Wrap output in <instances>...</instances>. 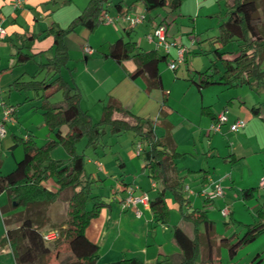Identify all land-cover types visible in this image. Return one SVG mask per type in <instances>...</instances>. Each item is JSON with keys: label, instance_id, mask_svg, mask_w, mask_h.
Masks as SVG:
<instances>
[{"label": "crops", "instance_id": "1", "mask_svg": "<svg viewBox=\"0 0 264 264\" xmlns=\"http://www.w3.org/2000/svg\"><path fill=\"white\" fill-rule=\"evenodd\" d=\"M12 1L9 6L11 13L23 21H27L30 14L25 6L31 0H25L18 8L12 7ZM114 1L109 0L105 3L106 10L104 12L112 18L110 23H100L92 32L85 31V27L83 26H77L73 31L67 32L64 35L63 43L67 49L69 60L65 68L59 71L60 77L77 87L80 93L79 105L86 111L89 105L94 102L101 104L102 109V106L109 99L115 100L127 112L136 116L141 115V117H147V113H149L147 112V107L156 108L155 114L158 115L155 118L159 133L157 134L153 125H151L153 133L155 136H163L167 133L173 149L179 153L167 169L166 176L169 181L180 177L183 196L189 200V205L181 207V212L188 213L193 208L204 211L207 218L213 223L211 249L202 248L196 263L252 264L255 257H257L256 259H264L263 248H256V252L250 257L251 253H246V257H242L238 254V251L229 256L227 250L224 248H227V244L231 242L232 238H236L242 234L246 225L255 221L253 215L255 210L257 211V220L264 223V188L259 186L260 179L264 178V116L261 115V104L256 106V111L250 110L251 107H255L254 104L248 106L249 103H253V99L250 98V91L253 88L252 83L250 82V86L247 85L248 88L246 87L245 89H242L243 85L228 87L219 83L198 89L195 83L198 75L194 73L197 70L187 66V53L191 51L194 44H197L199 49H201L200 47L203 43L200 44L201 38L196 33L195 35L190 34L188 35L190 39L189 47L188 45L185 47L183 61L176 65L175 69H169L168 66L165 67L167 71L172 72V74H167L172 82L175 83V80L179 78L190 81V83H187L186 91L188 92L190 88H193L195 90L193 93H198L200 96L199 108L206 109L204 110V115H201L200 112L197 115H193V112L197 108H193L190 115L186 114L187 109L185 106L183 107V104L181 105L182 110L178 108V104L182 101L183 97H179L177 100V95L172 94L169 87H164L162 74L160 75L159 71V86L152 89L144 88L142 82L146 84L145 76L140 75L134 78L129 76L135 70V63L132 59L116 61L101 55L103 52H106L108 45L116 38L121 37L123 39L121 29H125V32L132 30V26L125 25L126 22L122 18L123 15H119V13L126 9V4H124L125 6L121 5V8L117 9L112 5ZM208 2L209 0H180L177 14H180V12L184 14L194 13L196 16L193 20L196 21L202 17V7ZM187 3L188 5H186ZM111 6L114 8L113 12L110 13L107 8ZM205 6L206 10H208V5ZM135 10L137 9L133 7L132 11ZM127 11L130 12L129 8ZM172 14L169 12L157 23L147 21V25L149 29H153L158 23L164 25L167 31V38L182 43L183 38L180 34L178 35L173 32V27L176 24L174 21L176 19L172 17ZM199 14L201 16H198ZM75 16L76 14L68 16L67 20L59 21L53 16L44 15L40 21L45 26L40 27L37 25V19L31 14L32 21H35V23H30L25 29L17 28L14 24L9 25V36L5 33L2 39H9V69L28 63L36 58L40 66L38 71L43 70V72L41 71L42 74H40L37 72L31 73L23 69L15 79L23 80L27 77L28 80H41L50 77V70L41 66L46 63V59L52 52V36L51 34H45V31L49 26L63 29L69 23L66 21H71ZM12 22H14V17L12 18ZM259 28L264 33V21L262 19L259 21ZM177 31L180 32V30ZM193 32H196V30L194 31L193 29ZM69 40H73L72 57L67 46L69 45V50L71 51L70 43L66 44ZM149 43L154 44L153 42ZM86 45L92 50L89 54L83 51ZM12 48L14 52H11ZM151 49L157 50L156 48H148L146 50ZM42 51H45L46 54H43ZM201 51L204 52V50ZM18 52L27 55V60L23 62L17 61ZM94 52H98L99 58L93 56ZM158 54L165 55L169 62L172 56H174V49L172 54L169 52L166 55L163 51ZM35 55L36 57H34ZM18 57L21 58V56ZM225 57L229 56L225 55ZM158 65L157 70L159 69ZM102 68H108L109 72H112L114 75V82L110 86L112 89L108 90L107 93L101 94V96H89V99L85 98L86 100H90L88 103V101L84 100L83 92L94 91L93 89L98 84L97 75L100 74L102 79L109 78L110 74L106 73L107 71L102 72ZM4 70H6L5 67L1 68L0 73ZM160 71L162 73L164 69ZM139 77L142 81L138 79ZM209 86H214L212 87L213 91H211L214 94V99L210 98V100L204 103L202 99L203 91L207 87L209 88ZM10 90L11 88H9ZM17 93L20 94L21 92ZM22 93L26 94V98H29L27 95L29 92ZM43 93L44 95H48L50 100L57 91H55L54 86H51ZM159 94L162 98L160 101L158 100ZM208 94L210 95L209 92ZM103 100H105L104 103ZM34 102L37 103L38 101L35 100ZM35 105L33 107L31 104V110H35ZM3 106L5 105L0 103V111ZM9 106L12 107V104L9 103ZM221 111L225 112L226 121L221 125L219 132L209 131V125ZM18 112H20V108L18 110L16 107L15 109L12 108L11 115H13L14 119L12 120L11 117L8 121L11 143L8 144V138L5 134L0 138V152L3 151L4 142L8 144L6 147L9 150V155L6 154L5 158H9L8 164L10 166L9 169L4 170L3 162L0 160V174L10 171L15 162L23 154L13 132L15 129H19L21 125L16 118ZM170 114H174L180 119L178 125L183 131L175 129V125L172 124V119L169 117ZM114 117L120 118L118 117V113H114ZM235 119H243L244 125L242 128L232 131L229 125ZM34 142L36 145H40L43 141L38 140ZM56 148L50 151V157L52 156V152L57 151L58 154L53 159L65 158L66 154L63 150L60 147ZM136 158L137 155L136 157H131V160H133L132 164L135 167L134 173L138 174L135 179L138 178L140 179L138 183L142 181L143 183L134 184L131 182L132 180H125L123 177L114 180V188L110 186L106 195L101 196L104 204L99 209L98 214L89 220L84 230L85 237L98 247L97 264H107L122 258H135L142 264H171L170 258L176 257L179 253V249L172 238L171 231L173 226L177 225L188 236L192 235L190 222L183 220L180 215L179 205L174 197H172L173 194L168 190H165L163 193L167 208L166 222L156 219L149 208L142 209L141 216L135 217L131 208L122 209L120 207L119 201L125 195L127 186L136 187L137 190L145 191L146 193V190L151 188L152 191L150 193H154V195L151 197L147 193L149 199L153 198L161 189V184L159 185L157 181L155 182L148 175V178H141V176H146L147 170L144 168V161L139 162ZM94 163L96 169L102 173L100 174L103 180L102 184L108 179L109 181L112 180L110 177L115 176L117 173V169L114 167H111L108 172L104 168H98V162ZM120 165H124V163L119 162ZM96 178L101 179L99 175H96ZM41 184L50 191H55L57 188L51 179L42 180ZM217 187L220 189L219 195L216 193ZM5 199L8 202L5 192H0V264H15L11 251L3 241L5 230L3 217L15 213L9 212L6 215H4V212L2 213V208L7 205V202L4 203ZM53 204H57L58 208L56 207L54 211H50L49 208L52 204L49 206L47 214L50 222L59 221L65 209L63 201H56ZM16 225L17 222H14L10 226L14 227ZM198 233L201 243H205L201 226H198ZM228 233L230 234L228 235ZM263 236L264 231L246 244H250ZM52 258L55 260L53 254ZM239 258L240 260L238 261ZM53 264L57 263L54 262Z\"/></svg>", "mask_w": 264, "mask_h": 264}, {"label": "trees", "instance_id": "2", "mask_svg": "<svg viewBox=\"0 0 264 264\" xmlns=\"http://www.w3.org/2000/svg\"><path fill=\"white\" fill-rule=\"evenodd\" d=\"M108 1L88 0L83 10L65 29L47 27L45 34L52 36V52L41 66L50 70L49 78L15 79L9 85V88L17 92H29L32 96L30 99L38 101L35 109L39 110L43 124L53 134L52 138L44 140L40 145L29 138L22 141V157L10 171L0 174V192L4 191L8 197L2 213L13 206L21 207L20 211L3 217V241L11 251L15 264H47L51 253L57 264H97L98 247L85 237L84 230L104 203L101 196H90L93 179L85 173L82 154L75 152L74 143L83 134L87 136L89 144L94 143L102 124H108L114 132L130 129L146 143L147 147L142 150L144 168L151 179H158L161 184L160 191L149 199V210L154 217L166 222L167 208L163 193L168 190L177 201L183 220L191 224V236L181 227L173 226L172 238L179 253L170 258L171 264H199L196 261L201 249H211L212 221L204 211L198 209L193 208L188 213L181 212V207L188 206L189 200L183 196L180 177L169 181L166 176L167 169L179 154L173 149L168 134L155 136L146 119L127 112L113 99L102 106L99 120L93 123L87 111L79 105L80 94L77 87L59 75V71L65 68L69 60L63 43L64 35L77 26H83L92 32L101 23V16L106 10L105 3ZM132 1H139L145 12L164 6L168 7L169 12H173L180 5V0H130L127 8L119 13L120 16L132 7ZM121 3L122 0L114 1L113 6L120 9ZM225 6L224 18L218 22L217 34L214 36V42L218 45L211 49L216 60L221 61L222 67L218 68L213 60L205 70L194 71L198 75L195 82L198 89L214 83L228 87L250 86V79L259 83L264 77V70L259 67L264 56V33L259 28L260 19L264 21V0H225ZM230 40L237 41L234 51L219 50L221 45ZM101 55L116 61L132 59L135 70L129 76H145L147 88L159 86L157 65L165 59V55H160L153 49L142 50L134 42L124 41L121 37L110 43L106 52ZM27 58V55L17 53V61L23 62ZM51 86L61 94L57 101L49 100V96L43 93ZM250 110L256 111L257 107H251ZM114 113H121L133 119V122L116 118ZM62 127L65 128L64 131ZM56 147L63 150L65 158L50 157V151ZM47 178L56 184L55 191H50L41 184ZM89 200L91 205L87 208ZM11 201L15 205H11ZM56 201L64 202V214L59 221L50 222L47 211ZM14 222L17 225L10 226ZM198 226L202 227L205 239L203 244L198 238ZM50 230L56 231L58 235L51 241H45L42 235ZM262 231L264 223L257 219L246 225L236 241L227 244L228 255L232 256L239 246L251 241ZM61 244L66 248L60 249ZM256 258L252 264H264V259ZM107 264L142 263L135 258H122Z\"/></svg>", "mask_w": 264, "mask_h": 264}, {"label": "rangeland", "instance_id": "3", "mask_svg": "<svg viewBox=\"0 0 264 264\" xmlns=\"http://www.w3.org/2000/svg\"><path fill=\"white\" fill-rule=\"evenodd\" d=\"M115 1H119V0H115ZM128 1L130 2V0H122L121 4L125 6L124 4L127 5L129 3ZM10 2L11 0H0V19L3 20V22L1 20V24H2V27L5 33H7L8 36H9V25L14 24L15 26H17V28L25 29L26 27L29 26L30 23L32 22L35 23V21H32L31 14L35 17V19H37V25L40 27H44L45 25L42 24L40 21L44 15L53 16L54 18H57L59 21L65 20V19L67 20V18H69L68 16H73L75 14L77 15V13L79 14L83 10V8L86 6L88 0H31L25 6L26 9H28L29 14H30L28 16L27 21H23L21 18L16 17L15 15L11 13L9 9ZM131 4H132V7H130L129 11L132 14L133 12H137V11L144 13L145 20L141 23H137L134 26H132V30L130 32H125L126 31L125 29H121L123 40L134 42L135 45L142 50H146L148 48L155 49V45L149 43L145 38V35L148 33V31L152 32V29H149L147 23L149 21H153L157 23L164 15L169 13L168 7L164 6L161 8H155L149 12H145V10L143 9L139 1H132ZM186 5H188V3ZM205 5H208V10H206L207 8H205L206 7ZM205 5L202 7L203 15L200 13L202 17L197 19L196 21L193 20L196 16V14L194 13L184 14L180 12V14H177L178 12L177 9L171 12L173 13L172 17L176 19L174 21L176 24L173 27V32L177 33L178 35L180 34V36L184 39V40L182 39V43H179L180 41L177 42L173 40L177 45L182 44V46L184 47H186L187 45L189 47L190 39L188 35L190 34L195 35L196 33V35L199 38H201V40L199 41L200 44L203 43L202 46L200 47L201 49H199L197 44H194L191 51L187 53V66L197 71L205 70L210 65V62L213 60H215V64L218 68L222 67L221 61L216 60L213 52H211L210 49L212 48L213 45L214 46L218 45L216 42H214V36L217 34L218 22L222 18H224V13H225V8H226L225 0H209V2ZM133 7L136 8L137 10L132 11ZM113 8L114 7L111 6L107 8V10L111 13L113 12ZM200 14L198 16H201ZM13 17H14V22H12ZM147 19H149V21ZM66 22H70V21H66ZM195 24H196V27H195ZM125 25H127V23H125ZM67 26L65 28H67ZM193 29L194 31L196 30V32H193ZM177 30H180V32ZM85 31L87 30L85 29ZM128 34H129V38H128ZM69 43H70L71 51L69 50V45H67L68 51L70 52L71 57H72L73 40H69L66 42V44H69ZM236 48H237V41L230 40L226 42L225 44L221 45L219 50L234 51ZM201 50H204V52ZM11 52H14L13 48L11 49ZM156 52L157 53L162 52V49L158 48ZM169 52L170 54H172L173 49L171 48ZM42 53L46 54L45 51H42ZM93 56L99 58L98 52H94ZM34 57H36V55ZM9 62H10L9 61V39L1 40L0 41V70L3 67H5L6 70L0 73V103H3L7 107H9V103H11L13 109H15V107L17 110L20 108V112L17 113L16 118L18 119V122L21 123V125L19 126V129H15L13 132L16 136V142L19 148L22 149V141L26 140V138H29L30 140H33V141H38V140L44 141L48 138H52L53 134L49 132L48 128L43 124L42 116L39 110H36V109L31 110V107H30L31 104L34 107V105L38 104V102L36 103L34 102L35 101L34 99H30L32 98L30 93H27L29 98H26L25 97L26 94H23L22 92L19 94L17 93V91L12 90V89L9 91V87H10L9 82L15 79L18 76V74L21 72V70L26 69L28 72H31V73L37 72V73L42 74L43 70L38 71L40 67L38 65V59L35 58V60H32L20 66L11 67L10 69H9ZM167 62H168L167 57L164 60L160 61L158 63L159 64L158 71L160 75L162 74L161 77L163 80L164 87L165 88L169 87L171 89V93L174 95H177V100L179 97L181 98L183 97L182 101L178 104V108L182 110L181 105L183 104V107L185 106V108L187 109L186 114L190 115L191 114L190 112L193 111V108L194 109L197 108V110L193 112V115H197L199 112L201 115H204V110L206 109L199 108V102H200L199 94L193 93V91H195L193 88H190L188 92L186 91L187 83H190V81L188 79L184 80V79L179 78L175 80V83H174L172 82L171 78L167 76V74L168 75L170 73L172 74V72L167 71L165 69V67L167 66ZM259 67L261 70H264V56L260 60ZM180 68L181 70H183L182 67ZM161 69H164V72L161 73L160 71ZM103 71L105 72L107 71L106 73L110 74L109 78L102 79L101 78L102 76L98 74L97 75L98 84L93 89L94 91H91V92L84 91L83 92L84 100L88 101V103L90 100H86L85 98L89 99L90 97L101 96V94L105 92L107 93L108 90L112 89L110 88V86L114 82V75L112 72H109L108 68H102V72ZM138 79L141 80L140 77ZM23 80H28V79L27 77H25V79ZM250 82L253 85V88L250 91V95H251L250 98L253 99V103H249L248 106H250V104H254V106H258L261 104L260 105L261 112H262L261 115L264 116V77H263V80L260 81L259 83H255L254 80H251ZM142 83H143L142 86L144 85L143 87L146 88L147 85L144 84V82ZM212 87L214 86H209V88L207 87L206 90L203 91L202 99L204 103L210 100V98L214 99V94L213 92H211L213 91ZM242 87H243L242 89H245L246 87L248 88L247 85H243ZM149 88L152 89L154 87H149ZM9 92H11L10 97H9ZM165 92L167 91L165 90ZM208 92L210 93V95L208 94ZM60 98H61V94L57 92L53 94L50 100L54 101ZM222 98H223V95H222ZM161 99H162L161 95L159 94L158 100L160 101ZM104 102L105 100H103V103ZM96 103L95 102L91 103V105H89V108L87 110V114L90 116V119L93 123L97 122L101 115V104H98V103L96 104ZM155 110L156 108L152 109L151 106L149 108L147 107V112H149L147 113L148 114L147 117H143V116L141 117V115L139 116L143 120L147 119L148 123L153 125L156 133L158 134L159 128L156 125V118H155V116H157L158 114L157 115L155 114ZM11 117L13 120L14 119L13 115L10 114V119ZM118 117L124 118L128 123L133 122V119L126 117L125 115L121 113H118ZM169 117L172 119V122H173L172 124L175 125V129L183 131V129H181V127H179L178 125L180 119L177 118L174 114H170ZM0 118H1V112H0ZM62 130L64 131L65 128L62 127ZM4 131H5L4 134L8 138V144H10L11 137L9 133L8 122H6L4 125ZM137 143H140L141 149L136 159L139 162L140 161L143 162L142 150L147 147L146 143L143 140H141L140 137L137 134L133 133V131L130 129L114 132L111 130L108 124H102L99 126V134L97 136V140L94 143L89 144L87 142V136L84 134L78 140L75 141L74 149L77 154H82L84 171L85 173H87V175L89 174L90 177L92 176L91 178L93 179L91 190H90L91 192L90 196H94V195L105 196L110 186L114 188V182H115L114 180H117L118 178H121V177H123L125 180H128V181L132 180L131 182H133L134 184L143 183V181L138 183L140 179L138 178L135 179L138 174L134 173L135 167L132 164L133 160H131V157H136L135 147ZM8 144L4 142L3 151L0 152V160L3 162L4 170H7L10 168L8 164L9 158H5L6 154L9 155L8 153L9 150L6 147V145ZM57 154L58 152L54 151L51 154L53 157L52 156L51 157L54 158L57 156ZM94 162L100 163V168L101 169L104 168L108 172L111 167L116 168L117 169L116 175L115 176L113 175L112 177H110L112 178V180L109 181L108 179L105 183L102 184L103 180H102V176L100 175L102 173L96 169V165ZM119 162H123L124 165L119 166ZM96 175H99L101 179H97ZM144 177L148 178L147 174L146 176H141L142 179H144ZM47 179H50V178H47ZM156 181L160 185V181L158 179H155V182ZM144 182L146 181L144 180ZM146 191L151 197L154 195V193H150V191H152L151 188L147 189ZM3 198H5V196H3ZM6 202H7V199L4 200V203ZM14 203H15L14 201H11V205H14ZM90 205L91 203L89 200L87 202V208H89ZM56 207H57V204H52L49 210L54 211ZM19 210H20V206H13L12 208L6 210L4 212V215L8 214L9 212H17ZM256 212H257L256 210L253 212L254 220L258 218V216L256 215ZM230 233H228V235ZM235 241H236V238L234 237L232 238L230 243H234ZM65 248L66 246L64 244L60 245V249H65ZM224 248L225 250H227L226 247ZM256 248L264 249V236L257 238L256 240H254V242H251L250 244H243L239 246L236 251H238V254H240L242 257H246V253H251L249 255L250 257L253 253L256 252ZM53 260L54 259L52 258V253H51L49 255L47 264H53L54 262L57 263L55 260L53 262ZM239 260L240 258L238 259V261Z\"/></svg>", "mask_w": 264, "mask_h": 264}, {"label": "built area", "instance_id": "4", "mask_svg": "<svg viewBox=\"0 0 264 264\" xmlns=\"http://www.w3.org/2000/svg\"><path fill=\"white\" fill-rule=\"evenodd\" d=\"M25 0H13L12 1V7L18 8L21 6V4ZM123 20L127 23L128 26H134L137 23H141L145 20V15L142 12H126L122 16ZM112 21V18L108 16L107 13H103L101 16V23H110ZM5 31L1 24L0 19V41L4 38ZM147 41L153 42L155 45V48L162 49V51L168 55L169 50L171 48L174 49V56L169 60L167 63V66L169 69H175L176 65L181 63L183 61V54L185 52V47L182 45H177L173 40H169L167 38V31L164 25L159 24L157 26H154L152 29V32H149L145 35ZM83 51L85 53H91V48L89 46H85L83 48ZM12 111V107L3 106L1 109V118H0V138L4 135V125L6 122L10 120V114ZM226 121V115L224 111L219 112L215 119L211 122V124L208 127L209 131L212 132H219L221 125ZM244 125L243 119H235L232 123H230L229 128L232 131H236L240 128H242ZM135 154L138 155L141 149L140 143H137L136 145ZM98 168H100V163H97ZM259 186L261 188H264V178H261L259 181ZM187 189V187H185ZM216 193L220 194L219 187L216 188ZM120 207L122 209H128L131 208L133 210V214L135 217H140L142 209H148L149 208V197L148 194L145 191L137 190L136 187L133 186H127L125 189V195L120 199L119 201ZM57 232L54 230L46 231L43 233L42 238L45 241H51L57 237Z\"/></svg>", "mask_w": 264, "mask_h": 264}, {"label": "water", "instance_id": "5", "mask_svg": "<svg viewBox=\"0 0 264 264\" xmlns=\"http://www.w3.org/2000/svg\"><path fill=\"white\" fill-rule=\"evenodd\" d=\"M14 205H15V203H14Z\"/></svg>", "mask_w": 264, "mask_h": 264}]
</instances>
